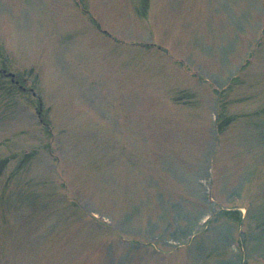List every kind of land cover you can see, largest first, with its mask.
<instances>
[{
  "label": "rangeland",
  "instance_id": "1",
  "mask_svg": "<svg viewBox=\"0 0 264 264\" xmlns=\"http://www.w3.org/2000/svg\"><path fill=\"white\" fill-rule=\"evenodd\" d=\"M263 27L264 0H0V264H264Z\"/></svg>",
  "mask_w": 264,
  "mask_h": 264
},
{
  "label": "trees",
  "instance_id": "2",
  "mask_svg": "<svg viewBox=\"0 0 264 264\" xmlns=\"http://www.w3.org/2000/svg\"><path fill=\"white\" fill-rule=\"evenodd\" d=\"M147 10H148V8H147ZM147 10H146V11H147ZM262 34L264 35V27H263V30H262ZM262 39H263V38H262ZM260 45H261V43H259V46H260ZM262 45H263V43H262ZM262 45H261V46H262ZM261 46H260V47H261ZM257 48H258V47H255V46H254L253 49L251 50V53L253 52V54H252L253 57H255V53H256ZM250 61H251V59L248 58V59H247V62H246L244 65H241V66H240L238 72L243 71L244 68H245V66H246V64L249 63ZM232 78H233V77H231V79H232ZM229 84H230V83H228L227 86H228ZM2 167H3V165H0V172H1Z\"/></svg>",
  "mask_w": 264,
  "mask_h": 264
}]
</instances>
